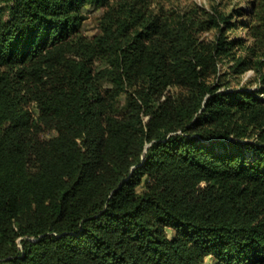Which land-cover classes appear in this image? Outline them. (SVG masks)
<instances>
[{"label": "trees", "instance_id": "16d2710c", "mask_svg": "<svg viewBox=\"0 0 264 264\" xmlns=\"http://www.w3.org/2000/svg\"><path fill=\"white\" fill-rule=\"evenodd\" d=\"M0 1V264H264V0Z\"/></svg>", "mask_w": 264, "mask_h": 264}, {"label": "rangeland", "instance_id": "374dc122", "mask_svg": "<svg viewBox=\"0 0 264 264\" xmlns=\"http://www.w3.org/2000/svg\"><path fill=\"white\" fill-rule=\"evenodd\" d=\"M249 0H159V2L151 4L153 10H157L158 6L162 7V10H172L175 12H185L193 8L205 9L210 11L212 6H217L222 12L229 13L236 7H244L248 4ZM2 2L0 1V6ZM83 11L86 14V18L83 20L81 25V32L86 36H91L98 32L97 22L99 16V10H90L84 8ZM215 30L208 29L198 33L199 38L204 40H211L214 38ZM234 34L243 37L244 31H234ZM224 68V66H223ZM249 74V71L241 75L242 80ZM240 85V84H239Z\"/></svg>", "mask_w": 264, "mask_h": 264}]
</instances>
